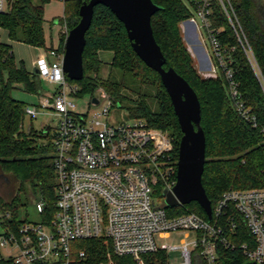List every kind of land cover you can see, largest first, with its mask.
<instances>
[{
  "label": "trees",
  "instance_id": "trees-1",
  "mask_svg": "<svg viewBox=\"0 0 264 264\" xmlns=\"http://www.w3.org/2000/svg\"><path fill=\"white\" fill-rule=\"evenodd\" d=\"M8 1L10 10L0 14V29L7 32L11 42L44 49V9L53 0ZM89 1L69 0L65 3L63 17L57 20L66 29L60 33V52H64L68 32L80 21V7ZM151 1L160 7L151 18V26L166 59L164 68H172L184 78L200 102L201 127L206 141L202 185L212 209L229 190L264 189V0H229L244 35L242 44L221 9L215 7L212 17L213 26L220 31L221 46L226 51L225 65L232 71L240 100L251 110L257 127L244 120L234 108L228 81L220 67L215 78H203L198 73L180 28L191 14L184 0ZM85 40L83 78L79 81L67 78L77 87L74 96L92 98L102 89L115 106L126 110L129 117L144 120L149 127L168 133L174 144L171 158L176 172L183 134L159 74L140 60L132 49L123 23L103 5L94 8ZM102 51L112 53L110 70L105 78L100 75L103 62L99 53ZM214 64L218 66L215 60ZM14 89L40 95L41 79L28 71L23 62H16L10 45L0 42V176L7 175L18 181V192L29 183L46 202V211L39 215L48 221L56 201L54 137L44 130L36 132L32 127L24 132V111L28 105L12 97ZM21 206L18 194L9 200L0 196L3 212L0 226L15 231L26 221L19 218ZM188 212L207 218L196 202L168 209L170 215ZM6 213L10 214L9 219L5 218ZM228 219L236 224L235 234L230 233L228 240L237 245L253 244V238L235 211L224 214L221 223L225 226ZM71 249L75 259L73 264H107L109 261L139 264L131 257L108 255L102 240L77 241L72 243ZM80 251L85 252L82 259L76 258ZM141 261L142 264H168L169 257L165 251H158L142 256ZM244 263L245 259L240 255L221 250L219 264ZM0 264H7L1 254ZM193 264L204 263L196 257Z\"/></svg>",
  "mask_w": 264,
  "mask_h": 264
},
{
  "label": "built area",
  "instance_id": "built-area-1",
  "mask_svg": "<svg viewBox=\"0 0 264 264\" xmlns=\"http://www.w3.org/2000/svg\"><path fill=\"white\" fill-rule=\"evenodd\" d=\"M57 1L65 5L69 0ZM184 2L191 13L180 24L185 38L190 31L196 43H208L211 48L206 55L212 63L204 75L215 78L220 67L234 108L257 127L251 110L240 100L232 71L225 65L220 31L212 22L214 8L218 7L242 44L244 35L230 1ZM9 10V1L0 0V14ZM246 52L252 56L250 50ZM63 57L64 52L49 48L36 58L32 72L54 84L55 89L40 96L37 106L28 105L24 111L31 119L42 113L51 115L56 122L54 129H44L45 133L53 130L54 137V211L48 221L41 217L35 223L24 221L15 231L3 227L0 247L10 246L14 252L1 259L7 264H73L72 243L97 239L104 242L108 255L131 257L139 264L146 254L165 251L168 255L170 250L179 251V264H193L196 257L204 264H219L223 249L240 255L245 263L264 264V189L225 192L212 209L211 220L191 212L170 215L162 192L171 191L176 183L172 138L129 115L110 123L114 112L122 108L115 106L102 89L94 96L98 105H91L97 108L95 111L77 112L69 101L77 87L68 82L63 72ZM46 208L44 200L36 204L40 215ZM231 210L241 217L253 244L237 245L228 240L230 233L235 234L236 224L228 219L224 226L221 221ZM5 218L9 219L10 214L6 213ZM173 234L183 236L179 246L157 244V237L165 240ZM84 257L83 251L76 256Z\"/></svg>",
  "mask_w": 264,
  "mask_h": 264
},
{
  "label": "water",
  "instance_id": "water-1",
  "mask_svg": "<svg viewBox=\"0 0 264 264\" xmlns=\"http://www.w3.org/2000/svg\"><path fill=\"white\" fill-rule=\"evenodd\" d=\"M98 5L108 8L123 23L136 55L148 68L159 74L183 134L176 164V183L171 191L162 192L165 207L172 209L196 202L211 220V203L202 185L206 141L201 127L200 102L184 78L174 69L164 68L166 59L151 26V18L160 7L151 0H90L84 3L79 10V23L68 32L64 41L63 72L71 81L83 78L85 35L91 25L94 8ZM90 103L96 106L99 101L92 97Z\"/></svg>",
  "mask_w": 264,
  "mask_h": 264
},
{
  "label": "rangeland",
  "instance_id": "rangeland-1",
  "mask_svg": "<svg viewBox=\"0 0 264 264\" xmlns=\"http://www.w3.org/2000/svg\"><path fill=\"white\" fill-rule=\"evenodd\" d=\"M64 7L65 5L61 6V3H59L57 0H53L50 4L46 6L45 10L46 12H52L54 14H58V13L61 14L62 11L64 13ZM61 32H66V29L65 27H62L60 24L45 23L44 25L45 48L46 47L50 48L51 39H52V44L54 48L59 49ZM187 34H188L186 38L187 40L186 42H188L187 48H189L190 50V54L194 60V64H195L196 69L198 70V73L203 78H213V77L204 75V74L209 73L210 66L212 63L209 61L206 55V54L209 55L211 52V48L209 44L206 43V44L199 45L194 40L193 33L189 31L187 32ZM0 36L4 41L9 40L8 35L6 36L3 32H0ZM182 36H183V39L185 40V35L182 34ZM10 46L11 47L13 46L12 51H13L16 62H23L25 68L28 71H30L29 67L31 65L34 66V63H35V58L33 59L34 53L36 52L34 49L35 47L21 45L17 42ZM41 50L43 49L41 48ZM99 57L103 62L100 75L105 78L107 77L109 70H110L109 63L112 59V53L108 51H102L99 53ZM210 74H211V71H210ZM41 84H42V93L40 95L29 94L22 89H14L12 91V97L16 100L24 102L27 105L37 106L40 101V96L48 92L52 93L55 89L54 84L47 82L45 80H41ZM90 99H91L90 96H82V97H76L74 95L69 96V101L74 103V109L77 112H80L83 114L91 113L97 109L91 106ZM127 115L128 114L126 110L121 109L119 111L114 112V115L109 119V122L111 123V121H113V123H116V122L118 123L122 121L123 119H125ZM48 126L51 129H54V127L56 126V122L52 119L51 115L42 114V113L38 114L37 117L34 119H31L30 117L25 116L24 122H23V130L26 133L29 131L31 127L36 132H41ZM49 134L53 135V130H50ZM18 188H19V182L16 181L14 178L7 176V175H2V177H0V196L2 197V199L9 200L11 199V197L18 194L23 204V206H21L18 211L19 218L23 221L26 220L27 222H30V223L38 222L40 220V215L36 210V204L40 200H42L41 196L36 190H34V188L29 183L25 184L23 190L20 192H18ZM2 217H3V212L0 210V220L2 219ZM2 230H3V226H0V232H2ZM182 238H183L182 235L173 234L170 236L169 239H165V240L157 237L156 242L159 245L167 244L168 246L177 247L180 245V241ZM13 252H14V249L10 246L0 247V254L4 258L11 256ZM179 255H180L179 251L170 250L168 252L169 262L171 264H179L181 262Z\"/></svg>",
  "mask_w": 264,
  "mask_h": 264
},
{
  "label": "crops",
  "instance_id": "crops-1",
  "mask_svg": "<svg viewBox=\"0 0 264 264\" xmlns=\"http://www.w3.org/2000/svg\"><path fill=\"white\" fill-rule=\"evenodd\" d=\"M61 6H62V4H61ZM63 8V7H62ZM45 9H46V7H45ZM44 9V25H45V23H49V24H59L58 23V19L59 18H61L62 16H63V11H62V13L61 14H54V13H52V12H46V10ZM188 30L189 29H191L189 26H188V28H187ZM182 31V30H181ZM0 32H3L6 36L8 35L7 34V32L5 31V30H3V29H1L0 30ZM182 34H183V32H182ZM187 40H186V38H185V40H184V42H185V44H186V46L188 47V42H186ZM0 42H2V43H4V44H8V45H12V44H14V43H16V42H11L10 40H7V41H4L2 38H1V36H0ZM19 44H21V43H19ZM21 45H24V44H21ZM27 46V45H26ZM13 47V46H12ZM50 48H54V46H53V44H52V39H51V46H50ZM35 49V53H34V56H33V59L35 58V60H36V58H38V57H40V55H42V53L44 52V50H46V49H49V48H44L43 50H41V48L39 49L38 48V50H37V48L35 47L34 48ZM188 50H189V48H188ZM189 52H190V50H189ZM50 60V59H49ZM30 69V72H32L34 69V66H30L29 67ZM204 68V67H203Z\"/></svg>",
  "mask_w": 264,
  "mask_h": 264
},
{
  "label": "flooded vegetation",
  "instance_id": "flooded-vegetation-1",
  "mask_svg": "<svg viewBox=\"0 0 264 264\" xmlns=\"http://www.w3.org/2000/svg\"><path fill=\"white\" fill-rule=\"evenodd\" d=\"M0 177H2V176H0Z\"/></svg>",
  "mask_w": 264,
  "mask_h": 264
}]
</instances>
